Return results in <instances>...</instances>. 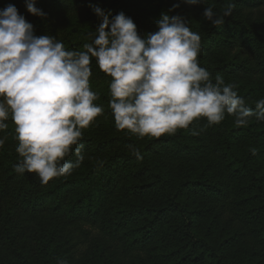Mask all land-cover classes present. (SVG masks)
<instances>
[{"label":"trees","instance_id":"16d2710c","mask_svg":"<svg viewBox=\"0 0 264 264\" xmlns=\"http://www.w3.org/2000/svg\"><path fill=\"white\" fill-rule=\"evenodd\" d=\"M9 4L35 35L75 50L100 23L94 6L110 19L124 12L142 37L158 31L162 14L181 15L201 36L198 61L213 81L220 75L235 83L253 110L264 98V0H35L46 17L28 12L26 0H0V10ZM228 4L232 15L211 26L205 8L220 13ZM109 81L93 61L91 88L104 113L83 132L81 166L47 185L14 171L18 142L7 121L0 264H264V122L237 128L227 116L208 127L201 119L193 126L199 135L190 129L138 139L116 129Z\"/></svg>","mask_w":264,"mask_h":264},{"label":"clouds","instance_id":"9594fccd","mask_svg":"<svg viewBox=\"0 0 264 264\" xmlns=\"http://www.w3.org/2000/svg\"><path fill=\"white\" fill-rule=\"evenodd\" d=\"M190 6L205 0H184ZM179 5H174L177 8ZM232 4L217 13L207 6L203 16L220 28L232 15ZM28 12L46 17L26 0ZM100 23L86 34L82 50L68 49L51 35H35L34 26L15 5L0 10V149L8 139L11 120L18 174L34 173L42 185L71 175L84 161V130L103 115L100 99L91 88L93 61L110 77L108 107L118 131L138 139L175 135L190 130L201 119L208 127L227 116L234 126L247 127L253 118L264 122V98L255 110L236 91L201 67V36L181 15L162 14L158 31L141 36L133 19L124 12L111 19L93 7ZM253 155L256 148L250 149ZM143 159L139 149H133ZM75 155V161L66 157Z\"/></svg>","mask_w":264,"mask_h":264},{"label":"rangeland","instance_id":"374dc122","mask_svg":"<svg viewBox=\"0 0 264 264\" xmlns=\"http://www.w3.org/2000/svg\"><path fill=\"white\" fill-rule=\"evenodd\" d=\"M0 135H3V134H0ZM1 162H2V160H1V158H0V164H1ZM42 185V184H41Z\"/></svg>","mask_w":264,"mask_h":264}]
</instances>
